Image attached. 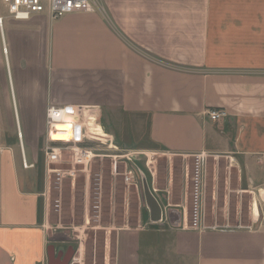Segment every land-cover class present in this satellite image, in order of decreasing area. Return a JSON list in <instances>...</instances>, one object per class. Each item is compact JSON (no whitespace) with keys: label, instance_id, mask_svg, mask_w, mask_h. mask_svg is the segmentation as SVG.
Returning a JSON list of instances; mask_svg holds the SVG:
<instances>
[{"label":"crops","instance_id":"1","mask_svg":"<svg viewBox=\"0 0 264 264\" xmlns=\"http://www.w3.org/2000/svg\"><path fill=\"white\" fill-rule=\"evenodd\" d=\"M91 3V12L17 22L0 0V264H48L42 194L20 142L35 164L51 105L99 123L126 116L154 152L227 156L251 195L248 223L227 230L191 229L176 209L151 222L145 204L136 226L117 230L113 264H264V0ZM216 108L227 117L213 122ZM84 120L82 139L110 141L87 137Z\"/></svg>","mask_w":264,"mask_h":264},{"label":"rangeland","instance_id":"2","mask_svg":"<svg viewBox=\"0 0 264 264\" xmlns=\"http://www.w3.org/2000/svg\"><path fill=\"white\" fill-rule=\"evenodd\" d=\"M108 115L101 116L100 123L105 132L103 136L108 133L110 141L99 139L98 143L93 139L92 146H96L99 157L84 173L60 182L48 174L42 153L43 138L39 157L30 172L29 178L37 183L42 194L39 221L47 232L49 247L55 258L71 254L68 264H113V240L117 230L136 226L146 209L144 178L163 210L182 211L181 206L186 203L184 177L191 159L154 152L146 138L137 132V125L131 133L129 118L114 112ZM138 136L142 140L138 138L140 142L135 143L134 148L129 147L128 138ZM123 139L125 146L120 143ZM207 154V223L246 225L252 199L244 192L239 170L231 167L227 156ZM67 168L50 166V169ZM126 177H131V181L127 183ZM253 212L258 213L255 207Z\"/></svg>","mask_w":264,"mask_h":264},{"label":"built area","instance_id":"3","mask_svg":"<svg viewBox=\"0 0 264 264\" xmlns=\"http://www.w3.org/2000/svg\"><path fill=\"white\" fill-rule=\"evenodd\" d=\"M9 18L12 21H27L33 16L45 14L50 19L56 20L65 15L91 12L93 5L91 0H1ZM3 17H0V32L2 33ZM91 115H85L81 111L69 110L56 106H49L45 113V133L43 136L42 153L48 174L57 177L60 182L64 178L74 179L77 174L84 173L92 162L99 157L96 146H92L93 140L82 139L80 136V120L87 133V137H97L90 133L87 121ZM208 118L216 122L225 119L227 114L221 108L211 109ZM96 124L105 133L100 123ZM20 140V133L18 132ZM21 162L25 170L33 169L35 164L26 162L22 144ZM207 153H197L190 157L191 164L185 171V204L182 211L188 213L189 228L203 231L206 229L227 230L230 227L208 224L205 214L206 199V168ZM50 166H68L67 169H50ZM126 177V182L131 181Z\"/></svg>","mask_w":264,"mask_h":264},{"label":"water","instance_id":"4","mask_svg":"<svg viewBox=\"0 0 264 264\" xmlns=\"http://www.w3.org/2000/svg\"><path fill=\"white\" fill-rule=\"evenodd\" d=\"M142 187L145 204L150 213V221L159 222L161 220V207L148 189L145 178L142 181ZM261 198L264 201V197ZM47 259L48 264H68L71 259V254H66L63 260L60 262L58 258H55L53 249L49 247L47 250Z\"/></svg>","mask_w":264,"mask_h":264},{"label":"bare ground","instance_id":"5","mask_svg":"<svg viewBox=\"0 0 264 264\" xmlns=\"http://www.w3.org/2000/svg\"><path fill=\"white\" fill-rule=\"evenodd\" d=\"M87 125H88V129H89L90 133H92L94 135H99V136H103L105 134V133H101L102 132V129L99 127V125L92 124V121L90 120V118L87 121ZM101 127H102V125H101Z\"/></svg>","mask_w":264,"mask_h":264},{"label":"flooded vegetation","instance_id":"6","mask_svg":"<svg viewBox=\"0 0 264 264\" xmlns=\"http://www.w3.org/2000/svg\"><path fill=\"white\" fill-rule=\"evenodd\" d=\"M64 257H65V254H62V255L60 256V258H58L59 261L61 262V261L63 260ZM71 257H72V255H71Z\"/></svg>","mask_w":264,"mask_h":264}]
</instances>
